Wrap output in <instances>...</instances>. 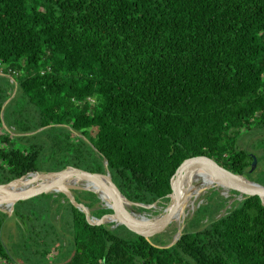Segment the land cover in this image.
<instances>
[{
    "label": "trees",
    "instance_id": "obj_1",
    "mask_svg": "<svg viewBox=\"0 0 264 264\" xmlns=\"http://www.w3.org/2000/svg\"><path fill=\"white\" fill-rule=\"evenodd\" d=\"M15 96L27 107L12 109ZM262 131L264 0H0V183L66 166L102 173L106 160L127 199L163 206L193 156L264 185V164L250 170L264 137L250 143L257 154L240 145ZM73 194L96 217L111 212ZM214 195L161 247L166 231L147 240L91 225L64 194L42 193L14 205L10 245L0 210V264H264L259 197L217 216Z\"/></svg>",
    "mask_w": 264,
    "mask_h": 264
},
{
    "label": "water",
    "instance_id": "obj_2",
    "mask_svg": "<svg viewBox=\"0 0 264 264\" xmlns=\"http://www.w3.org/2000/svg\"><path fill=\"white\" fill-rule=\"evenodd\" d=\"M13 95L14 93L11 94V97ZM11 97L4 102L2 110ZM256 162V156L252 155L250 170L254 169ZM103 164L104 172L102 173L66 166L56 171H31L6 183H0V210L7 213V218H9L13 215L14 205L18 201L27 200L42 193H62L73 206L84 213L89 224H109L111 229L123 225L128 230L150 240L154 235L165 232L174 221H177L175 216L185 197L182 190L184 175L191 170V173L200 170L212 176L216 182V185L212 187L235 191L239 196L237 200L247 196H258L261 204L264 205L263 184L247 178L242 173H233L205 156H193L185 159L176 168L171 180V192L168 194V202L161 206L160 212L148 216L146 211L153 209L158 205V202L144 204L127 199L112 181L110 172L107 169V161L104 160ZM75 189L95 193L100 206L111 209V212L100 217L92 215V208L75 199L73 194ZM101 193L105 195L107 201H103ZM138 208L143 210L139 211ZM227 208H224V212ZM181 223L183 224V219ZM184 226L183 224L177 227L168 244L159 246L168 247L174 244L180 238Z\"/></svg>",
    "mask_w": 264,
    "mask_h": 264
},
{
    "label": "rangeland",
    "instance_id": "obj_3",
    "mask_svg": "<svg viewBox=\"0 0 264 264\" xmlns=\"http://www.w3.org/2000/svg\"><path fill=\"white\" fill-rule=\"evenodd\" d=\"M4 82H5V80H3L1 83L4 84ZM12 93H14V94L16 93L15 88L13 89ZM12 103H13V105L11 106V108L12 109H15V110H18V109H20L22 107H24V108L27 107L26 100L25 99H22L20 96H15L14 99H13V101H12ZM16 119L18 121H21L23 119V116L22 117L21 116H17ZM28 119H29V117H28ZM28 122H30V121H28ZM28 122L25 123V122H22L21 121V123L23 125L30 126L31 124L28 123ZM38 129H40V128H37L36 130H38ZM257 137H264V132L262 131V132H257V134H255V133L246 134L245 136H243L241 138L240 145L242 147H246L248 150L251 151V153L257 154V152L262 151L263 149L260 148L259 151H258V150L253 149L250 146V143H252V141L255 138H257ZM263 164H264V155L261 158L260 162H258V163L255 164V167H254L253 170L256 171V170L262 168L263 167ZM252 176H254V174H252ZM194 184L200 186L199 182L194 181ZM215 184L216 183H214L213 185L215 186ZM214 190H217L218 191V194L219 195H222L224 197V199H225V206H223V208L219 211V213H218L217 216H219L220 214H222L224 212V208H226V207L229 208L233 202H235L237 199H239V196L237 195V193L232 192V190H228V191L227 190H221L218 187H205V188H202L200 190L199 194L194 198L193 201H188V205H190L192 207L186 208V212H185V215H184V218H183V224L185 226L187 225V223L191 222V220H190L191 218L195 219V218H197V216L200 217V215L198 213H194L196 211V209L198 208L199 205H201L203 203H205V204H207V203L212 204L214 199H215V201H218L219 200L218 198L217 199L215 198V197H217V195H214V197H212V198L206 197V195H208L209 193H211ZM161 209H162V207L159 206V205H157L153 209L147 210L146 211V215H148V216L155 215L158 212H160ZM139 211H142V210H139ZM180 224L183 225L182 223H180ZM178 226H179V223L177 221H174L167 228L166 232H167L168 236L166 235V236H164V238L165 239L168 238V241H171V239H172L174 233L176 232ZM15 234H16V229L14 227V221H13V219L11 217H9L6 220L5 225L3 227V231H2V237H3L4 242L7 245L8 244L10 245L11 242H13L15 240Z\"/></svg>",
    "mask_w": 264,
    "mask_h": 264
},
{
    "label": "bare ground",
    "instance_id": "obj_4",
    "mask_svg": "<svg viewBox=\"0 0 264 264\" xmlns=\"http://www.w3.org/2000/svg\"><path fill=\"white\" fill-rule=\"evenodd\" d=\"M29 178V177H26ZM194 181H199L200 186L195 185ZM187 183V184H186ZM212 183H216L214 181V178L206 173H203L202 171L198 170L195 171L193 173H191L190 175H188L184 181H183V187L182 190L184 191V199L181 202V205L176 213V220L179 223V226L181 225V221L184 218L185 212H186V208H190L192 206L188 205V201H193L194 198L199 194L200 190L204 187H212L214 185H212ZM212 185V186H210ZM216 185V184H215ZM96 187V186H94ZM234 192V191H233ZM103 201H107V199L105 198V195L103 193L100 194ZM181 213V214H178Z\"/></svg>",
    "mask_w": 264,
    "mask_h": 264
},
{
    "label": "flooded vegetation",
    "instance_id": "obj_5",
    "mask_svg": "<svg viewBox=\"0 0 264 264\" xmlns=\"http://www.w3.org/2000/svg\"><path fill=\"white\" fill-rule=\"evenodd\" d=\"M13 128H14V127H12V126H11L9 129H11V130H12ZM7 129H8V128H7ZM213 184H214V183H212V185H213ZM212 185H211V186H212Z\"/></svg>",
    "mask_w": 264,
    "mask_h": 264
}]
</instances>
